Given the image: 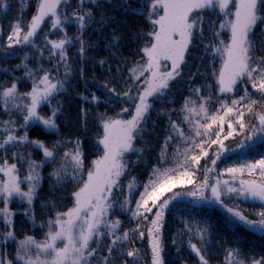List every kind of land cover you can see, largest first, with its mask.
<instances>
[{
	"label": "snow or ice",
	"instance_id": "1",
	"mask_svg": "<svg viewBox=\"0 0 264 264\" xmlns=\"http://www.w3.org/2000/svg\"><path fill=\"white\" fill-rule=\"evenodd\" d=\"M14 7L0 264H264V0Z\"/></svg>",
	"mask_w": 264,
	"mask_h": 264
},
{
	"label": "trees",
	"instance_id": "2",
	"mask_svg": "<svg viewBox=\"0 0 264 264\" xmlns=\"http://www.w3.org/2000/svg\"><path fill=\"white\" fill-rule=\"evenodd\" d=\"M19 15H20V13H19L18 9L16 7H14L12 9V11H10L8 13L7 16L0 19V26L7 28L8 24L12 21V19L14 17L19 16ZM28 15L30 16V13ZM103 54L106 55L107 53H103ZM127 54H128V52H127V50H125V55H127ZM17 62L18 61H13V63H17ZM3 66L4 65H0V67H3ZM18 75H19V73H18ZM2 78H3V73H0V79H2ZM79 91H82V86L77 85L76 88L71 91V95L69 97V99L72 101V116H73V118L75 117L76 111L78 110L75 97H76L77 92H79ZM101 111H103V109H101ZM88 135L90 138L95 135V124L92 121H90V131L88 132ZM47 171H48V169H45V175L47 174ZM45 187H47V186H45ZM38 214H39V209H38ZM21 227H24L22 224V218L18 217L17 218V228L20 229ZM24 232H26V233L30 232V225L27 227H24ZM41 237H42V234L37 236L38 239ZM169 259L175 262L174 253H171V252L169 253ZM175 264H178V262H175ZM189 264H192L191 260H189Z\"/></svg>",
	"mask_w": 264,
	"mask_h": 264
}]
</instances>
